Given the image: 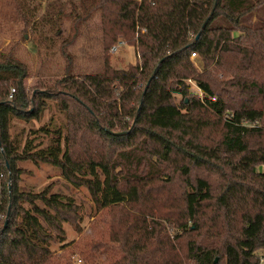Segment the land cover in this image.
Here are the masks:
<instances>
[{"label":"trees","instance_id":"trees-1","mask_svg":"<svg viewBox=\"0 0 264 264\" xmlns=\"http://www.w3.org/2000/svg\"><path fill=\"white\" fill-rule=\"evenodd\" d=\"M72 6L83 11L76 21L99 11L97 71L68 66L55 86H34L29 99L26 65L0 51V264H75L64 253L71 247L64 224L82 218L79 205L53 183L22 186L18 163L27 160L55 166L67 184L86 188L98 211L124 204L132 210L114 229L123 256L111 264H264V0H79ZM78 36L76 28L62 44ZM120 41V50L134 46L139 55L125 68L111 62ZM192 52L201 60H192ZM66 58L73 62L72 54ZM219 71L228 75L217 82L224 94L211 79ZM252 71L262 76L241 74ZM191 77L202 97H190ZM46 99H56L66 120L53 116L29 128L23 145L12 139L13 120H40ZM209 128L221 138L204 141ZM86 135L93 138L79 143ZM191 164L219 174V191L192 177ZM171 168L182 182L179 198L165 206L174 214L175 242L155 220L165 192H153ZM204 228L220 246L193 238ZM78 248L92 264L118 254L101 241Z\"/></svg>","mask_w":264,"mask_h":264},{"label":"rangeland","instance_id":"rangeland-1","mask_svg":"<svg viewBox=\"0 0 264 264\" xmlns=\"http://www.w3.org/2000/svg\"><path fill=\"white\" fill-rule=\"evenodd\" d=\"M103 2V1H102ZM79 0H0V51L6 53L7 56L12 55L17 60L26 65L28 69V78H26L27 95L31 99L33 95V87H41L42 83L54 85L60 77L65 73L67 67H72L73 71L90 72L97 71L101 65L99 59L100 44H101V29L99 24V11L93 12L89 20L82 19L76 21L79 13H83L81 7L73 8L72 5L78 4ZM264 16V10L262 11ZM78 28V38L73 43L62 44V41L69 35L73 34ZM62 31V35H60ZM77 34V33H76ZM65 49V50H63ZM65 51V52H64ZM70 53L73 56V62H68L66 54ZM111 53L112 65L119 68L128 67L130 63H135L137 52L134 46H127ZM196 67L198 74L204 73L202 63L197 62ZM79 69V70H78ZM243 76L250 79H257L262 76V72L256 73L245 72ZM224 71H219L211 77L213 85L219 92L224 94L217 85V82L224 81L227 78ZM190 85L191 96H203V91L192 77L187 79ZM43 86V84H42ZM143 89V86H142ZM189 99V98H188ZM181 96H177L176 101H180ZM56 99H46V109L42 117L38 121H30L26 123L23 120L14 119L13 126L10 128L11 138L17 139L23 145L26 138V131L31 128H38L54 116L56 120H66L65 115H62L57 108ZM261 100L257 104H261ZM51 106V108H47ZM208 119L214 121L213 116H208ZM132 121H130L131 123ZM118 127H116V130ZM93 136L86 135L81 140L90 141ZM211 138L210 142L217 141L221 138L219 130L209 128L205 130L203 140ZM264 142V138L262 139ZM109 146L106 145V150ZM111 147V146H110ZM117 147V146H115ZM81 151L83 149L79 147ZM115 149V148H114ZM114 154V153H112ZM111 154V155H112ZM24 169L21 178V185L35 190H40L49 183H53L54 190H61L74 197L79 205V214L82 217L77 221L76 225L64 224L66 230V242L71 244V247L64 251L68 258H73L75 264H92L81 258L79 246L85 248L91 242H102L117 250L119 243L114 242V229L120 228L119 223L125 219L132 217L133 213L126 204L116 208L108 207L101 211L97 210L93 203L88 190L84 187L75 188L67 184V182L59 176V170L50 164L41 163L35 165L33 162L21 161L18 163ZM191 176L203 177L213 185L216 191H219L223 180L219 174L204 167H194L191 164ZM264 172V165L261 167ZM176 169L171 168L166 176L155 180V189L153 192L164 193L163 206L160 207L159 216L155 217L156 222L161 223L164 227L166 237H170L173 242L177 241L175 237V228L170 220L174 217L171 210L165 208L166 205L172 203L174 199L179 198L182 187V182L178 177ZM173 182L170 183V179ZM165 186L160 190L161 185ZM170 197V198H169ZM209 213V209H207ZM193 238L198 242L214 246H220V240L216 236L211 237L206 228L199 233H194ZM52 249L60 250V244H53ZM121 249V248H119ZM117 250L115 258L107 259L106 254L98 260L111 264L115 259L122 258V253ZM75 254H72V252ZM61 253V252H60ZM219 260V258H216ZM191 264V262H190ZM220 264H223V262Z\"/></svg>","mask_w":264,"mask_h":264},{"label":"built area","instance_id":"built-area-1","mask_svg":"<svg viewBox=\"0 0 264 264\" xmlns=\"http://www.w3.org/2000/svg\"><path fill=\"white\" fill-rule=\"evenodd\" d=\"M122 45H123V42L120 41L119 45L114 46V47L111 49V52H112V53L116 52V51L118 50L119 46H122ZM138 56H139V55H137V57H138ZM191 58H192V60H197V59H198V60H201V58H200V56H199V54H198L197 52H192V53H191ZM14 92H15V88H13V89L11 90L10 99L13 98V94H14ZM263 261H264V256H263Z\"/></svg>","mask_w":264,"mask_h":264},{"label":"water","instance_id":"water-1","mask_svg":"<svg viewBox=\"0 0 264 264\" xmlns=\"http://www.w3.org/2000/svg\"><path fill=\"white\" fill-rule=\"evenodd\" d=\"M198 37V36H197ZM146 89H147V87H146ZM216 261H217V259H216Z\"/></svg>","mask_w":264,"mask_h":264}]
</instances>
